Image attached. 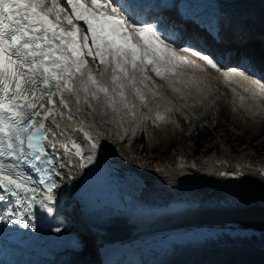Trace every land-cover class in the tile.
Segmentation results:
<instances>
[{
    "label": "snow or ice",
    "instance_id": "obj_1",
    "mask_svg": "<svg viewBox=\"0 0 264 264\" xmlns=\"http://www.w3.org/2000/svg\"><path fill=\"white\" fill-rule=\"evenodd\" d=\"M90 5L87 0H0V189L23 206L17 223L25 226L24 212L35 216V206L49 214L54 211L49 202L55 199L53 190L58 187L55 177L60 176L58 169L66 166L54 158L59 151L57 144L64 150L63 159L80 157L82 169L98 162L101 143L82 124L74 131L83 133L90 145L87 151L83 142L72 140L70 147L69 142L48 138L53 129L47 119L65 115L55 107V97L59 96V105L64 108H69L64 98L67 92L75 95L77 105L83 98L89 108L99 107L102 116L111 109L121 120L124 115L135 118L136 105L129 92L147 107V97L139 85L147 86L149 70L166 78L183 65L196 64L179 54L157 26L139 19L124 0H90ZM65 21L69 27L62 26ZM185 51H193L221 71L210 54L192 48ZM89 56L97 67L103 65L100 77L88 65ZM237 75L259 85L257 91L264 94V83L245 71H223L226 81ZM150 91L156 94L154 88ZM165 114L157 109L153 122L163 120ZM37 117H42L39 123ZM67 118L72 119L70 108ZM49 146L52 153L47 151ZM25 164L39 174L38 181L24 169ZM33 184L46 191L40 195L41 188ZM4 193H0V201L6 202L0 220L6 219L5 213L16 215L13 201Z\"/></svg>",
    "mask_w": 264,
    "mask_h": 264
},
{
    "label": "bare ground",
    "instance_id": "obj_2",
    "mask_svg": "<svg viewBox=\"0 0 264 264\" xmlns=\"http://www.w3.org/2000/svg\"><path fill=\"white\" fill-rule=\"evenodd\" d=\"M238 1L250 3L256 8L260 6L264 9V0ZM163 22L165 23L166 19H163ZM189 36L192 37V35ZM254 63L257 64L258 60ZM238 70L240 69L238 68ZM223 71L215 75L217 78H214V80H218L220 89L229 87L240 97L245 94L249 105L253 103V107H261L262 99L260 97L264 94L257 91L259 85H254L250 80H244L238 75L230 81H226ZM251 77L255 79L253 76ZM167 78V84L174 89L180 87L179 90L181 91L183 87L189 86L197 92L201 90L203 83L207 80L202 70L200 72H186L177 69L174 74L168 73ZM146 87L148 89L154 88L156 94L154 95L150 91L151 99H147V107H144L147 110L145 117H148L145 120L157 123L156 120L153 122L157 107L162 104L165 109H171L173 98L160 92L161 87L157 86L155 81L148 82L147 86L143 88L144 95L146 94ZM131 95L133 93L129 92V98L132 101ZM59 99V96L55 97L57 102L55 107L59 108L65 115L52 116V123L55 128L58 124L57 129L66 137H71L77 142H83L86 151L90 145L85 142L83 133L74 131V129L76 125L82 124L81 120L90 126L88 131L82 124L84 129L91 133L93 139H98L101 143V147L97 151L98 162L95 167L100 170L102 177L108 181L114 192H117L121 198L126 195L121 201L125 211L129 212L130 221L126 222L124 217L116 213L105 198L96 193L82 198L83 208L90 214V218L96 225L102 226L103 230L94 228L101 235L113 234L133 239L136 257H138L134 264H220V262L264 264V186H261L260 178L256 176V170L264 168L262 167L264 162L244 164L240 159L230 161V157L223 155L201 161L191 160L188 156H181L177 158L176 163L165 161L159 162V164L149 163L150 165H145L141 162L142 156L136 158L131 156L128 158V160L134 159L133 163L130 164L131 168L124 169L111 153L112 144L116 139L114 137L115 127L113 125L104 126L102 121L97 120L101 115L99 107L95 110L89 108L83 98L77 105L75 95L71 94V100L66 99L72 115V119H68L69 108L59 105ZM124 111L127 112L128 110L125 109ZM151 111L154 115H151ZM163 111H160L161 114ZM107 112V116H101L109 119L113 113L111 109H108ZM257 116L255 114L254 118ZM126 117L127 115H124L122 120L121 117H118L120 127L124 125ZM160 128L159 126L156 127V136H158ZM110 131H113L111 136L108 133ZM103 138L108 139V141ZM223 166L226 168L240 167L245 175L238 179H221L218 171ZM173 200L186 201L188 206L173 214L164 211L167 204ZM135 206H140V209L148 211L139 210L140 212L132 213ZM151 208H160L161 210L155 211ZM141 212L145 214H141ZM54 220L55 215L49 214L48 218L45 219V228L26 231L22 236L25 239L29 235L30 240H33L35 245L40 244L39 248L44 250L46 254L55 253L57 259L76 264L77 261L72 259L73 253L62 244L64 240L72 239V237L59 234L51 224ZM200 222H207L206 226L210 224L219 226L223 222H234L239 226L249 225L259 230V236L254 238V241H238L228 239L224 235L214 234L213 238L197 243V245L175 246L163 254L154 253L144 242L140 241L144 237L163 230H171L174 227L185 228V226L197 225ZM27 240L29 241V239Z\"/></svg>",
    "mask_w": 264,
    "mask_h": 264
},
{
    "label": "rangeland",
    "instance_id": "obj_3",
    "mask_svg": "<svg viewBox=\"0 0 264 264\" xmlns=\"http://www.w3.org/2000/svg\"><path fill=\"white\" fill-rule=\"evenodd\" d=\"M207 74L217 78L209 70ZM217 82L213 83L214 87L218 85L216 92L214 90L211 97L205 100L200 98V101L190 94L191 99L169 87L165 89L183 107L172 105L171 109H165L163 105L158 106V109L164 110L163 114L167 110L165 121H146L141 141L130 142L136 155L142 149L139 157L142 156L143 164H159L169 160L174 162L179 156L201 161L221 155L234 161L240 159L244 164L264 162V148H261L264 145V99L261 107H253V103L249 105L245 94L240 97L238 93H231L226 88L220 89ZM255 114L258 115L256 119ZM158 126L161 128L156 136L155 129ZM238 135L244 141L236 145L235 137ZM199 143H202V147H199ZM72 232L76 233L71 229ZM80 244H77V248Z\"/></svg>",
    "mask_w": 264,
    "mask_h": 264
},
{
    "label": "trees",
    "instance_id": "obj_4",
    "mask_svg": "<svg viewBox=\"0 0 264 264\" xmlns=\"http://www.w3.org/2000/svg\"><path fill=\"white\" fill-rule=\"evenodd\" d=\"M236 138V145L239 143H242L244 141L243 137L241 135H238L235 137ZM199 147H202V143H199ZM261 148H264V145L262 144Z\"/></svg>",
    "mask_w": 264,
    "mask_h": 264
}]
</instances>
